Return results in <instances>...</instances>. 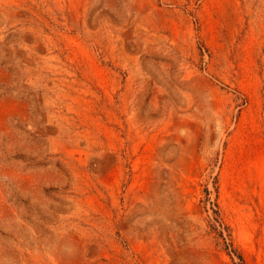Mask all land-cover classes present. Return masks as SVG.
I'll use <instances>...</instances> for the list:
<instances>
[{
  "label": "rangeland",
  "instance_id": "obj_1",
  "mask_svg": "<svg viewBox=\"0 0 264 264\" xmlns=\"http://www.w3.org/2000/svg\"><path fill=\"white\" fill-rule=\"evenodd\" d=\"M0 264H264V0H0Z\"/></svg>",
  "mask_w": 264,
  "mask_h": 264
},
{
  "label": "trees",
  "instance_id": "obj_2",
  "mask_svg": "<svg viewBox=\"0 0 264 264\" xmlns=\"http://www.w3.org/2000/svg\"><path fill=\"white\" fill-rule=\"evenodd\" d=\"M241 258V256H239Z\"/></svg>",
  "mask_w": 264,
  "mask_h": 264
}]
</instances>
